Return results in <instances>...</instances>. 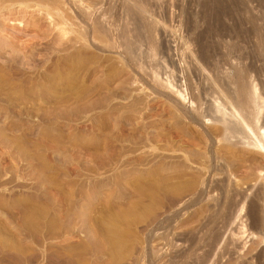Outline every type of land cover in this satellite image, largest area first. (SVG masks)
Instances as JSON below:
<instances>
[{"label": "rangeland", "instance_id": "rangeland-1", "mask_svg": "<svg viewBox=\"0 0 264 264\" xmlns=\"http://www.w3.org/2000/svg\"><path fill=\"white\" fill-rule=\"evenodd\" d=\"M59 1L74 24L79 1ZM204 1L99 0L87 9L105 23L112 39L122 25L133 30L152 22L155 39L145 42V33V43L139 38L142 44L135 49L140 68L118 48H74L68 40L73 33L58 40L52 18L38 12L15 11L9 17L17 21L5 16L0 24V264L264 261V239L257 243L249 232L250 201L259 188L264 191V173L254 174L264 169V153L241 136L226 142L220 122L209 119L215 99L225 102L229 93L205 81L194 60L204 41ZM234 1L238 25L231 26L229 18L224 23L238 34H226V45L217 46L213 58L226 70L234 61L225 52L238 42L249 56L245 61L255 65L252 80L264 102L259 55L264 46L252 31L254 21L264 28V0ZM129 2L132 8L144 6L139 14L149 18L140 21L128 12ZM154 41L157 48L149 46ZM168 78L187 91L185 97L166 86ZM227 176L228 196L220 187ZM261 200L264 211V193ZM214 229L221 240L203 246L200 236ZM190 233L193 242L174 239Z\"/></svg>", "mask_w": 264, "mask_h": 264}, {"label": "bare ground", "instance_id": "bare-ground-1", "mask_svg": "<svg viewBox=\"0 0 264 264\" xmlns=\"http://www.w3.org/2000/svg\"><path fill=\"white\" fill-rule=\"evenodd\" d=\"M74 1V0H73ZM79 1V8H76V9H79V15L78 17L75 16L78 20H76V22L74 21V24L71 23L70 21V17H68L69 15L65 12V10L63 9V7L61 6L62 4L59 3L61 1L59 0H0V24L3 22V19L5 18V16H7V18H10L12 21H17V18H13V13L16 11V12H24V14H27L28 13H37L38 14H43L45 16H48L50 18H52L51 20L53 21V24H54V27L56 26L57 27V30H58V33H59V36L61 39H58V40H62L63 38H69L67 37L66 35L67 34H72L73 33V36L70 37L68 40H72V46L71 47H76V48H81V47H90L92 48L91 46H97L99 47L100 49H104L106 51V49H111V50H114V47L115 48H118L120 49L123 53H124V58H129L131 59V61H133L139 68L140 67H143L141 66L142 63L140 64L138 59L140 58V55L139 57L137 56V51H135L136 47L138 44H142L143 42V38H144V34H145V37L147 38L145 40V42L149 39L151 40L153 37H151V32L153 33V26L151 27V23L150 25H147L146 23H148L147 21H145L146 25H144L145 27H143L142 25H138L136 24L137 26L132 30L131 28H129L128 30V27H125L127 26V24L123 26V28L121 27L119 29L118 27V31L116 33V37L112 39V36L110 35V31L109 29L107 30L106 28V25H104L105 23L101 22V20H98L96 19V17H94L95 15L89 11L91 10H87V9H90L89 7H91L92 5L94 6L95 4L97 5L99 2V0H77ZM84 1L86 3L87 2V8H85L82 4H84ZM231 1V3H230ZM228 3L226 0H205L202 4V19H203V23L205 24L204 26V29L203 30H200L201 33H200V37L202 38V43H200V50H198V54L196 55L195 53V57L196 59L194 60H199V62L201 63V67H202V70H199L201 71L200 74L197 72V74L201 75L202 78L205 80V81H208L209 79V82L210 81H213V83H215V85H220L222 87H224L227 91L226 93L228 95H224V96H228L227 97V100H225V102H221L219 101L218 99H215L214 103H212L213 105L211 106V112L209 110V119L211 120H215V121H218L220 122L219 124H221V131H220V135L222 136V138L224 140L229 141L230 139L232 138H238V136H241V139H245L246 141H242L244 142L245 144H247L249 147L252 146V148H257L259 150H261L262 152L261 153H264V115L262 113L261 115V110L262 108L264 107V102H260V99H261V96L259 95V93H257V84H254V81L256 80H252V74L254 73V69L256 70L255 68V65L253 67V65L249 62H246L247 58L248 57H245L247 54H245L246 52L243 50L244 48H241L239 49V47H237V43H233V45H230L229 46V51H227V53L225 52V55H228L230 59L233 58V61L234 63L230 64L228 62V68L224 71H222L221 68L223 67H220L219 64L220 62H217L216 63V60L215 57L213 58L214 53L213 54V51L215 49V52L218 51V47H220V45L224 46L226 45L225 41H224V38L226 37V34H228L229 36L231 37H236V36H233L232 35V31L224 22V19L225 18H229L230 20H232V24L231 26H235V25H238L237 24V21L238 20H234V17H233V11H232V3H234L235 1L234 0H230ZM234 1V2H233ZM76 2V1H75ZM78 3V2H76ZM75 5H78L76 4ZM61 4V5H60ZM133 3L129 2L127 4V9L129 10L128 12L130 13H134L135 15L138 14V17L136 16V18H139V16H141V20L142 21V18L143 20H147V18L149 17H146V15L144 16L143 14H139V13H142V10H143V7L140 6V8L138 9L137 7H133L135 8L136 10H134L132 8V5ZM235 4V3H234ZM238 4V3H237ZM65 5V4H64ZM85 5V4H84ZM232 5V6H231ZM136 6V5H135ZM237 6V5H236ZM77 7V6H76ZM96 7V6H95ZM247 7V6H246ZM94 8V7H93ZM92 8V10H93ZM235 8V7H234ZM101 9V8H100ZM236 9V8H235ZM96 10V9H95ZM95 10H93V12L95 13ZM241 10V9H240ZM103 11L105 12V10L103 9ZM101 12V11H100ZM235 12V11H234ZM97 13V12H96ZM129 13V14H130ZM94 16H93V15ZM13 16V17H9V16ZM21 15V14H20ZM77 15V14H75ZM133 15V16H135ZM145 17H143V16ZM27 16V15H26ZM39 16V15H38ZM74 16V15H73ZM93 16V17H92ZM97 16V15H96ZM109 16V15H108ZM132 16V14H131ZM40 17V16H39ZM74 17V18H75ZM264 17V16H263ZM262 17V19H263ZM75 18V19H76ZM133 18V17H132ZM251 18V17H250ZM19 19V17H18ZM22 18H20L21 20ZM104 19V18H103ZM135 19V18H133ZM18 21L19 23L22 22V21ZM68 20L69 22L71 23L70 26L68 27L67 23H68ZM149 20V19H148ZM256 20V18H255ZM78 21V22H77ZM91 21V22H90ZM111 21V20H110ZM135 21L137 23L138 20L135 19ZM254 21V20H253ZM257 21V20H256ZM83 22L85 24H83ZM144 22V21H143ZM141 22V23H143ZM258 22V21H257ZM91 23V24H89ZM240 23V22H239ZM252 23H255L253 28H252V31H253V34L258 38L257 39V43L259 45V47H261V45L264 46V28L260 27V25H256V22H252ZM261 23V22H260ZM108 24V23H107ZM258 24V23H257ZM67 25V26H66ZM117 25V24H116ZM263 25V24H262ZM144 28L142 30V28ZM115 28V27H114ZM251 28V27H250ZM116 29V28H115ZM1 30V29H0ZM56 30V31H57ZM155 30V29H154ZM3 31V30H2ZM2 31H0V37L3 35H1ZM113 32V31H112ZM236 33V32H233V34ZM251 33V32H249ZM69 34V35H70ZM143 34V37H141ZM238 34V33H236ZM68 35V36H69ZM199 35V34H198ZM241 35V34H240ZM240 35H237V37L239 38ZM154 36V35H152ZM199 37V38H200ZM4 38V37H3ZM139 38H142V42L138 43V39ZM151 38V39H150ZM237 38V39H238ZM155 39V38H154ZM152 39V40H154ZM194 39V38H193ZM210 39L212 41L216 40V42H213L210 41ZM233 39V38H232ZM67 40V41H68ZM151 40V41H152ZM234 40V39H233ZM232 40V41H233ZM236 40V39H235ZM63 41V40H62ZM141 41V39H140ZM151 41H148V42H151ZM195 41V40H194ZM256 41V40H255ZM143 42V43H145ZM153 42V41H152ZM185 42V41H184ZM183 42V43H184ZM187 42V41H186ZM199 42V41H198ZM228 42V41H226ZM5 43V42H4ZM60 43V42H59ZM138 43V44H137ZM154 43H156L154 41ZM214 43H217V44H214ZM1 44V42H0ZM157 44L153 47V44L149 46H152V48H157ZM186 44V43H185ZM196 44V43H195ZM212 44V45H211ZM214 44V45H213ZM3 45V44H2ZM71 45V44H70ZM148 45V43H146V46ZM184 45V44H183ZM239 45V44H238ZM140 46V45H138ZM148 46V48H150ZM197 47V45H196ZM227 47V46H225ZM241 47V46H240ZM257 47V48H259ZM3 48V47H2ZM147 48V49H148ZM189 48V46H188ZM198 48V47H197ZM196 48V49H197ZM217 48V50H216ZM263 48V47H261ZM95 49V48H94ZM184 49V47H183ZM195 49V50H196ZM222 49V48H220ZM219 49V50H220ZM227 49V48H226ZM264 49V48H263ZM1 50V49H0ZM137 50V49H136ZM139 50V49H138ZM157 50V49H156ZM159 50V49H158ZM194 50V49H193ZM77 51V50H76ZM151 51V50H150ZM155 51V49H154ZM258 51V50H257ZM262 51V50H261ZM195 52V51H194ZM156 53V52H155ZM248 53V52H247ZM192 54V53H191ZM190 54V55H191ZM222 54V53H221ZM224 54V53H223ZM119 55V54H118ZM121 55H123L121 53ZM152 55H154V53H152ZM184 55V54H183ZM260 57H262V59H264V52H261V54H259ZM187 56V55H185ZM194 56V55H193ZM192 56V57H193ZM217 56V55H216ZM123 57V56H122ZM138 57V58H137ZM223 57V56H222ZM259 57V58H260ZM143 58V57H142ZM184 59L186 57H183ZM190 58V57H189ZM145 59V58H144ZM217 59V58H216ZM225 59H228L225 57ZM141 60V59H139ZM190 60V59H189ZM219 60V59H218ZM246 60V61H245ZM222 61V60H221ZM227 61V60H226ZM225 61V62H226ZM229 61V60H228ZM166 62V61H165ZM123 63V62H122ZM145 63V62H144ZM155 63V62H154ZM170 63V62H169ZM168 63V64H169ZM187 63V62H186ZM193 63V62H191ZM195 63V61H194ZM156 64V63H155ZM172 64V63H171ZM174 64V63H173ZM189 64V63H188ZM197 64V63H196ZM219 64V65H218ZM159 65V64H158ZM167 65V64H166ZM183 65V64H182ZM185 65V64H184ZM193 65V64H192ZM191 65V66H192ZM264 65V64H263ZM125 66V65H124ZM169 66V65H168ZM189 65V68L191 67ZM194 66V65H193ZM192 66V67H193ZM199 66V65H198ZM222 66V65H221ZM146 67V66H145ZM175 67V66H174ZM173 68V67H172ZM182 68V67H181ZM195 68V67H194ZM145 69V68H144ZM142 69V70H144ZM157 69V68H155ZM174 69V68H173ZM199 69V68H197ZM201 69V68H200ZM260 69V68H258ZM264 69V68H263ZM97 70V69H96ZM100 70V69H99ZM154 70V69H153ZM172 70V69H171ZM183 70V69H182ZM98 71V70H97ZM198 71V70H197ZM101 72V71H100ZM155 72V71H154ZM158 72V71H157ZM173 71H171L172 73ZM181 72V71H180ZM191 72V71H190ZM189 72V73H190ZM258 72V71H257ZM263 72V70H262ZM139 73V72H138ZM189 73H187L189 75ZM195 73H196V69H195ZM204 73H207L208 75L206 76V74ZM127 74V73H126ZM150 74V73H149ZM155 75V73H153ZM102 75V74H101ZM129 75V74H128ZM167 75V74H166ZM174 75V74H173ZM172 75V76H173ZM195 75V74H194ZM256 75V74H255ZM148 76V75H147ZM160 76V75H159ZM169 76V75H168ZM167 76V77H168ZM175 76V75H174ZM99 77V76H98ZM152 78V77H151ZM155 78V77H154ZM171 78V77H169ZM166 79V86H172V89H175L176 88V92L178 94H180L181 96L185 97V93H183L182 89L178 86H176L175 84H173L172 80L171 79ZM173 78V77H172ZM187 78H190L187 76ZM197 78V77H196ZM200 78V77H199ZM125 79V78H124ZM129 79V78H128ZM163 79V78H162ZM185 79V78H184ZM116 80V79H115ZM123 80V79H122ZM174 80V79H173ZM188 80V79H187ZM191 80V79H190ZM179 81V80H178ZM122 82V81H121ZM193 83V82H192ZM208 83V82H207ZM257 83V82H256ZM128 84V83H127ZM130 84V83H129ZM191 84V82H190ZM210 84V83H209ZM124 85V84H123ZM187 85V84H186ZM185 85V86H186ZM203 85V84H202ZM192 86V85H191ZM210 86V85H209ZM219 86V87H220ZM175 87V88H174ZM216 88V87H215ZM222 89V92H224L223 90L225 89ZM264 88V87H263ZM127 89V88H126ZM132 89V88H131ZM118 90V89H117ZM185 90V89H183ZM188 90V89H187ZM221 90V89H220ZM129 91V90H128ZM193 92H191L192 94ZM214 93V92H213ZM212 93V94H213ZM262 93V92H261ZM126 94V93H125ZM189 94V93H188ZM211 94V96H212ZM218 94V93H217ZM225 94V93H224ZM264 94V93H263ZM151 95V94H150ZM197 95H199L197 93ZM192 99H195V100H198L197 97L199 96H195V94L193 93L192 94ZM202 97V96H201ZM263 97V96H262ZM213 98V97H212ZM217 98V97H216ZM191 99V98H190ZM220 99V98H219ZM200 100V98H199ZM202 100V99H201ZM222 100V101H223ZM194 103L195 102H198V101H193ZM192 102V103H193ZM197 104V103H196ZM232 106V110L230 109V112H228V106ZM199 105H201L199 103ZM262 107V108H261ZM195 110V109H194ZM180 112V111H179ZM202 113V112H201ZM206 113V112H205ZM202 115V114H200ZM204 117H207L208 114L206 113V115H203ZM261 120V121H260ZM194 121V120H193ZM214 121V122H215ZM261 122V123H258V122ZM218 127V126H217ZM220 128V127H219ZM255 128H257L258 132L255 131ZM218 130V129H217ZM216 133V132H215ZM253 135V136H252ZM213 136V135H212ZM210 138V137H209ZM221 139V137H220ZM177 141V140H176ZM230 143H231V140H230ZM239 142L237 141H232V145H236L238 144ZM229 144V143H228ZM180 149V148H179ZM203 149V148H202ZM205 150V149H204ZM254 150V149H253ZM167 151V150H166ZM258 151V150H257ZM154 152V151H153ZM198 152V151H197ZM203 153V152H202ZM160 155V153H158ZM182 154V153H181ZM206 154V153H205ZM203 155V154H202ZM220 155V154H219ZM264 155V154H263ZM157 156V155H156ZM171 155H169L170 157ZM181 157V155H180ZM203 157V156H202ZM216 157V156H215ZM207 158V157H205ZM212 158V157H211ZM204 159V158H203ZM170 161V160H169ZM165 162V161H164ZM174 163V162H173ZM207 163V162H206ZM205 164V163H204ZM204 166V165H203ZM206 166V165H205ZM264 166V165H263ZM201 167V166H200ZM209 167V166H208ZM248 167H249V164H248ZM157 168V167H156ZM207 168V167H206ZM261 168V167H260ZM259 169V168H258ZM199 170V169H198ZM227 171V170H226ZM264 169H260V170H257L255 171V176L258 178V177H261V172H263ZM230 172V171H229ZM205 173V172H204ZM224 173V172H223ZM201 174V173H200ZM179 175V174H178ZM177 175V176H178ZM182 175V173H181ZM229 175V174H228ZM194 176V175H193ZM183 177V176H182ZM201 177V176H200ZM255 177V178H256ZM170 178V177H169ZM223 178V177H222ZM230 178V177H229ZM178 179V177H177ZM191 179V178H190ZM198 179V178H197ZM254 179V178H253ZM226 181H229L228 179V176L227 178H224L222 181H221V191L224 190V192L227 190L226 188L228 184L230 183H226ZM184 182V181H183ZM194 182V180H193ZM173 183V182H172ZM179 184V183H178ZM245 184V183H244ZM176 185V184H175ZM174 185V187H175ZM192 185V184H191ZM217 185V184H216ZM261 185V184H260ZM158 189V188H157ZM193 189V188H192ZM229 189V188H228ZM174 190V189H173ZM181 190V189H179ZM183 190V189H182ZM233 191V190H232ZM192 192V191H191ZM230 192V190H229ZM256 193L254 194L255 198H253V200L250 201V204H249V209H250V215L252 217V220H251V224H249V228L251 229V231L249 230V232L252 234L253 237H255V239H257V243L258 242H261L263 239H264V211L261 210L260 208V203L259 201L262 199V196H263V189L262 188H259L257 191H255ZM223 193V192H222ZM226 193V192H225ZM231 193V192H230ZM228 190H227V196L228 194ZM244 194V193H243ZM226 195V194H225ZM224 196V195H223ZM232 197V195H231ZM217 198V197H216ZM230 198V197H229ZM211 199V198H210ZM215 199V198H213ZM229 200V199H228ZM230 201V200H229ZM262 201V200H261ZM218 202V200H217ZM231 202V201H230ZM264 202V201H263ZM220 203L218 202V205ZM222 204V203H221ZM231 204V203H230ZM158 205V204H157ZM223 205V204H222ZM185 206V205H184ZM227 206V205H226ZM232 206V205H231ZM220 207V206H219ZM228 208V207H227ZM220 209V208H218ZM217 209V210H218ZM222 209H225L222 207ZM221 209V211H222ZM230 209V207L228 208ZM219 211V210H218ZM226 211V209H225ZM228 212V211H227ZM217 213V211L215 212ZM220 213V212H219ZM224 213V212H223ZM226 213V212H225ZM229 213V212H228ZM215 215V214H214ZM218 215V213H217ZM224 215V214H223ZM227 216V215H226ZM229 216V215H228ZM221 217V215H220ZM219 217V218H220ZM225 217V216H224ZM214 218V217H213ZM217 216L215 217V220H218ZM223 218V217H221ZM225 219V218H223ZM214 220V219H213ZM211 219V223L213 221ZM227 221V220H226ZM209 222V223H210ZM214 222V221H213ZM216 222V221H215ZM214 224H217L215 223ZM213 224V223H212ZM208 226V224H206ZM207 228V227H206ZM214 228V227H212ZM211 230V229H210ZM205 233V231H203ZM209 232V231H208ZM210 233V232H209ZM188 235V234H186ZM204 235V234H203ZM183 237V238H181ZM220 232H215V229L213 232H211L210 234H206V236H200L199 240L202 241L203 243V246L204 245H209V244H217L221 238H220ZM228 237V236H227ZM182 239V240H185L186 242L187 241H191L193 242V240H195V238L193 237V234H189L188 236H180V237H175L174 239L177 241L178 239ZM194 238V239H193ZM172 240V239H171ZM254 240V239H253ZM174 241V240H173ZM255 241V240H254ZM172 243V242H171ZM209 243V244H208ZM252 243V241H251ZM175 244V242H174ZM263 246V245H262ZM224 249V248H223ZM232 250V249H231ZM157 251V250H156ZM261 251V250H260ZM153 253H155L153 251ZM209 253V252H208ZM208 253H206L205 257H204V260L208 257ZM236 253V252H235ZM259 253V252H258ZM250 254V253H249ZM261 252L259 254H257V257H258V260L260 258H262L261 256ZM231 256V255H230ZM247 256V255H246ZM248 257V256H247ZM249 258V257H248ZM239 259V258H238ZM237 261V260H236ZM242 261V260H241ZM262 261V260H261ZM259 262L260 264H264V261L263 262ZM253 262V261H252ZM257 262V261H256ZM241 264H250V261L249 259L245 258L244 261L241 262Z\"/></svg>", "mask_w": 264, "mask_h": 264}]
</instances>
